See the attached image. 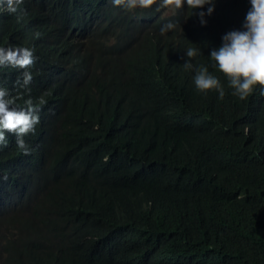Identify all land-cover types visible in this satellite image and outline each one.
<instances>
[{"label": "trees", "instance_id": "1", "mask_svg": "<svg viewBox=\"0 0 264 264\" xmlns=\"http://www.w3.org/2000/svg\"><path fill=\"white\" fill-rule=\"evenodd\" d=\"M207 7L24 0L19 25L0 17V46L34 49L42 79L32 91L0 69L40 117L28 154L11 134L0 147V264H56L67 246L96 251L81 264H264V96H234L208 59L249 5L215 0L202 25ZM188 47L223 98L195 90ZM124 237L139 244L126 254Z\"/></svg>", "mask_w": 264, "mask_h": 264}, {"label": "clouds", "instance_id": "2", "mask_svg": "<svg viewBox=\"0 0 264 264\" xmlns=\"http://www.w3.org/2000/svg\"><path fill=\"white\" fill-rule=\"evenodd\" d=\"M24 0H0V17L12 19L17 25L19 18L23 16ZM111 7L119 9H132L137 6L146 7L152 0H106ZM166 3L167 0H164ZM190 3L194 9H202L207 5L206 13H198L200 23H206L204 16L210 15L214 9L215 0H176V6L181 3ZM223 2V0H221ZM249 5L242 26L236 29L231 22V28L221 23L216 29L218 44L210 49L208 54L209 64L223 75V82L232 90V94L239 99H245L254 91L264 96V0H247ZM193 11V13H194ZM16 13V14H15ZM18 13V15H17ZM42 21L52 27L57 26L59 18L45 11ZM19 25V23H18ZM175 27L172 21L162 25L160 32L163 34ZM39 35V34H37ZM201 54L200 48L188 47L184 51L182 67L192 71V83L198 92L215 90L220 98L225 95L224 85L217 75L209 71L208 65H194L190 58ZM34 49L29 47H1L0 69L16 70L21 72L17 83L20 87L35 90L42 84L40 76H32L29 69L35 62ZM39 103L43 105L46 100L41 97ZM39 109L27 98L23 105L17 103L16 97L10 94L8 88L0 85V147L8 144V135L15 137V143L24 154L30 152L24 137L35 132L39 124ZM26 186L24 187V191ZM112 239V243H113ZM138 242L132 238L124 237L123 250L128 253L138 246ZM95 250L86 253L82 250L67 246L64 255L56 260V264H81L90 258H97Z\"/></svg>", "mask_w": 264, "mask_h": 264}]
</instances>
